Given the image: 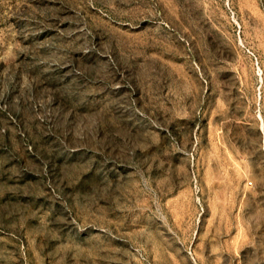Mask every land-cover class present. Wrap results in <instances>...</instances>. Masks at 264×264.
<instances>
[{
  "label": "rangeland",
  "instance_id": "rangeland-1",
  "mask_svg": "<svg viewBox=\"0 0 264 264\" xmlns=\"http://www.w3.org/2000/svg\"><path fill=\"white\" fill-rule=\"evenodd\" d=\"M0 264H264V0H0Z\"/></svg>",
  "mask_w": 264,
  "mask_h": 264
}]
</instances>
